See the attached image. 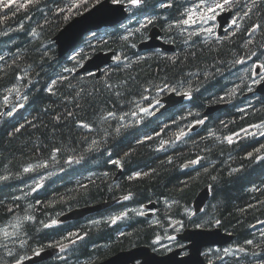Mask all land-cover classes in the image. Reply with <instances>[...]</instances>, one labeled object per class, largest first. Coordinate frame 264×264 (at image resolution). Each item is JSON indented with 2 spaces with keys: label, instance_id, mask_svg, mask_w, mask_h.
Segmentation results:
<instances>
[{
  "label": "trees",
  "instance_id": "1",
  "mask_svg": "<svg viewBox=\"0 0 264 264\" xmlns=\"http://www.w3.org/2000/svg\"><path fill=\"white\" fill-rule=\"evenodd\" d=\"M38 1L25 8L10 7L7 11L0 8L1 15L14 17L6 34H0V48H5L7 54L0 61V223L14 216L20 220L30 216L18 231L26 235V240L21 241L22 248L13 246L4 252L1 249L0 264L12 263L19 255V259H24L23 254L36 249L58 245L69 234L68 229H76L81 221L58 226L48 223L53 216L73 208L127 195L128 200L122 199L108 209L165 202L155 215L174 217L190 208L195 195L206 186L210 190L209 200L203 211L190 221L200 220L205 228L217 224L234 235V251L217 253L215 264H264V149L256 152L264 145V136H260L262 132L256 127L254 138L233 135L264 118V96L249 105L245 104L248 99L243 98L249 88V63L259 60L264 53V0H255L254 4L253 0H240L239 7H230L240 13L239 27L228 29V36L220 41L206 40L199 33L176 31L173 27V20L185 18L181 12L184 13L191 0H181L182 7L174 0H144L141 7L133 9L130 28L100 30L103 35L99 42L87 39L83 41L84 49L77 50L80 60L93 50L116 52L119 60L102 68L99 77L75 74L66 60L57 57L52 42L53 35L71 15L85 11L95 0H47L44 8L36 9ZM168 1L171 8L165 11L161 4ZM71 3L80 6L63 14L62 9H68ZM244 12L248 15L244 16ZM20 16V29H17ZM148 19L154 22L147 24ZM141 24L146 26L140 27ZM152 25H158L168 41L176 45V53L136 50L135 44ZM184 27L192 28L194 22ZM138 28L143 30L137 31ZM132 30L137 32L127 34ZM127 48L128 53L123 52ZM253 52L256 56L251 55ZM130 53H135L136 59ZM239 59L246 62L235 63ZM76 77L79 80L73 81ZM161 80H168L173 86L163 92L189 91L191 100L185 108L186 114L179 117L180 110L172 109L157 121L142 115L129 128H124L126 124L115 127L111 117L118 115L120 105L140 98ZM15 83L19 84L14 86ZM14 88H19L23 102H16ZM216 97L228 102V106L205 116L203 109ZM234 104L246 107L236 112L230 106ZM4 107L8 110L4 111ZM8 113L11 117L4 118ZM166 118L167 125L162 127ZM193 120L203 121L202 131L206 133L241 140L232 145L228 141L216 144L214 133L206 137L188 135V122ZM230 120L235 123L227 124ZM262 122L258 120L255 125ZM181 132L185 135L180 136ZM135 137H141L140 142L133 143ZM125 148L130 151L121 162L119 153ZM193 160L197 163L184 167ZM96 163L99 167L91 170H109V175L82 183L73 166L93 167ZM29 165L39 172L43 165L46 170L56 171L24 208L23 199L16 200L14 197L18 196L14 193L27 178L23 169ZM120 167L124 168L123 173L114 179ZM68 168H72L70 173ZM138 168H142L140 175L125 180L126 174ZM52 182L60 185L58 190ZM177 219L187 220L188 216ZM147 221L140 215L134 217V222L123 216L113 225L109 222L90 225L74 255L102 257L116 248L152 246L157 227ZM107 238H111L109 243ZM249 239H254L252 245L245 243ZM241 248L244 251L236 253Z\"/></svg>",
  "mask_w": 264,
  "mask_h": 264
},
{
  "label": "water",
  "instance_id": "2",
  "mask_svg": "<svg viewBox=\"0 0 264 264\" xmlns=\"http://www.w3.org/2000/svg\"><path fill=\"white\" fill-rule=\"evenodd\" d=\"M126 17V12L124 5L113 4L109 0H102L98 2L90 10L84 12L82 15L76 16L71 21H69L64 28L57 35L55 43L58 45V50L60 52H66L70 49H74L78 44L81 37L88 32L96 31L101 27H110ZM221 28L228 22V19L219 20ZM159 28L154 26L149 30L148 39L143 41L138 45L139 50L151 49V48H162L165 51H173V47L170 45L163 44L157 40L160 35ZM115 55L114 51L108 52H98L93 58L85 63L82 71H90L99 68L104 64H109L113 60ZM99 73V72H98ZM174 95V93H171ZM165 101L167 103L166 107L175 106L180 104L184 99V94L174 95V98ZM213 109L207 108L206 114H211ZM209 190L208 187L202 188L196 195L194 199L195 212L200 211L207 201L209 200ZM116 200L112 202H101L93 204L91 206L76 208L66 212L62 215L63 220L67 218H73L74 215L83 216L95 211L106 208V206H112ZM152 204L148 205L151 207ZM221 228L217 227L212 230H189L187 234L192 236L190 238L191 243H189L185 248L187 249V254L184 256H179L181 249L172 251L169 254L163 256H158L150 252V249L146 246H138L129 250H123L116 253L113 257L105 260L101 264H129L133 260H141L140 264H206L201 250L207 245H223L232 241L233 236L221 233ZM52 250L43 251L38 256H36L32 261L42 260L47 258L52 254ZM54 251V250H53Z\"/></svg>",
  "mask_w": 264,
  "mask_h": 264
},
{
  "label": "bare ground",
  "instance_id": "3",
  "mask_svg": "<svg viewBox=\"0 0 264 264\" xmlns=\"http://www.w3.org/2000/svg\"><path fill=\"white\" fill-rule=\"evenodd\" d=\"M35 1H38V0H35ZM5 3H8L9 4V7L8 8H10V7H18V5H19V3L16 2V1H14V0H0V8L2 7V10H5V11L8 10V8H4L3 7V5ZM75 17H76V15H74V16L71 15L63 23V25L60 27V29L53 35L52 42L54 44L57 57L59 59L66 60V65L69 66L68 68L70 70H72L75 74H82V72H83L82 71V68L85 65H83L81 63V61H80V59L78 57V54L76 52H74L72 49H70V50H68V51H66L64 53L63 52H60L58 50V45L55 43L56 38H57V35L59 34V32L64 28V26L66 25V23H68L69 21H71ZM0 18H1L0 19L1 20V22H0V34H1L3 31L8 30V24L10 23L9 21L12 20V18H14V17L13 16H5V15H1L0 14ZM18 18H19V20H18V22H16V28L17 29H20L21 16L18 17ZM2 27L4 28L3 31H2ZM102 33L103 32H100V31H97V30L96 31H91V32L85 33L81 37V39L78 41V44H79L80 49H84V47H83V41H87V39H90V41H92V42H99L100 39H101V37H102V35H103ZM203 38L206 39V40H210L207 36H204ZM174 53H176V51ZM2 57H3V59H0V61H3L5 56H2ZM1 66H2V63H0V67ZM18 80H20V78H18ZM18 84L19 83H15L14 86H16ZM248 86H249V88L245 92L244 97H243V98L248 99V100H246V103H245L247 105H249L250 103H252L253 101H255L258 97H260V95H257L256 93L253 92V85L251 84L250 80H249ZM19 88H14V97H15V100H16L17 103L23 102V100L20 98V96L18 94ZM10 109H11V107H10ZM7 110H8V107H4V111H7ZM203 110H204L203 114L205 116H207V114L205 113L206 107ZM5 114H6V112H5ZM1 117H2V114H0V118ZM6 117H11V116L8 113L6 116H4V118H6ZM256 129H258L259 131L262 132L264 130V121L259 125V127H256ZM24 168H26V167H24ZM27 168H30L31 170L29 172H25V173H27L26 175H28V176L24 180V182L21 183V186H23V185L25 186L27 183L31 182L32 180H36V179H39V178H41V180L38 181V185L39 186H37V188H35V189L34 188L33 189H29V190H20V189H18V190H16V193H14L15 196H18V197H14L16 200L23 199L22 204H23V207L24 208H26V206L29 204V201L34 196V194L35 193L37 194V192H36L37 189H40L41 188V185L45 182V180L47 178H50L51 179L54 176V173L56 171L54 169L46 170L45 171V174L42 175V172H39L36 169V167H31L29 165ZM23 171H24V169H23ZM117 172L120 173V174L122 173V171L120 172L119 169L117 170ZM49 173H53V176L50 175ZM118 173H117V175H118ZM117 175L115 176L114 179L117 178ZM196 195H195L194 199L196 198ZM194 199L192 201V204H191L190 208H187L185 210V212H186L185 216H188V219L187 220H182V219H174V220H171L170 218H165L163 220H160L159 217H157L155 215V212H153L152 210L150 211V215L149 216H150V218H152L151 220L155 219L153 222H151V224H153V225H155L157 227V237H155L153 240H156L159 237V241L158 242L163 244L162 248L168 254L171 253L175 249L176 242L177 241H182L183 240L181 243H184V244L185 243H188V244L191 243L190 238L192 236H189L187 234V232L189 230H192V229H195V230L208 229V228H205V227H202L201 226V224L199 223L200 220L199 221H196L194 223L190 221V219L192 217L196 216L197 214H199V213H201L203 211L202 210V211L195 212ZM152 202H155V201H151L149 203H146L145 204V207L147 209L150 208V207H148V205H150ZM86 206H82V207H86ZM108 208H110V205L109 206H106V208H104V209H101L99 211H95V212H92V213H89V214H86V215H83V216L74 215L73 218H70L71 219V224L74 223V221H77V220H80L81 222L78 225H76V229H73L72 227L69 228L68 229L70 231L69 234L70 233H75V234L83 237V239H85V234L86 233L84 234V231L87 230L90 225H97V224L99 225L102 222H109L110 225H113L111 223V221H105L106 219H101V220L100 219H97V220H95V221H99V223L85 224V222L87 220L93 219V218H96V217H99L100 215L104 214ZM108 211H111V210L108 209ZM140 215H142V214H140ZM109 218H110V216H109ZM10 219H11V217H10ZM63 219H64L63 216H61V214H58V215L53 216V218L51 219V221L48 224L49 225H53L52 224V221L55 220L56 221V224H54L53 226L65 225L66 222ZM174 225H175V227H174ZM18 231L19 230L17 228V230L15 231V236L18 235ZM69 234L66 235L65 238L62 237L57 242L58 245H54V246H51L50 245V246H48L46 248H43V249H36V250L30 252L29 254H23L24 259H22L21 262L19 260V256H20L19 255V256H17L15 258V260L12 263H9V264H17L18 261H19V264H40V263H46V264H101L105 260L113 257L116 252L123 251V248H116L115 250H112L111 251L112 253L109 252L108 254H106V255H104L102 257L95 258V256H92V257H88V258H81V256H79V255H76V254L74 255V251H75V248L76 247H72V246L75 245L76 243H78V241H82L83 242V239L77 240L75 235H71L70 236ZM168 237H174V239H176V242H174V239H169ZM70 241H75V242L72 243ZM78 244H80V243H78ZM70 247H71L70 253H68L65 256H62L63 254L60 255L61 252L65 251L67 249L69 250ZM135 247H137V246H133L132 248H135ZM167 248H169V250H166ZM51 249H53L54 251L52 250V254L50 256H48L47 258H43L42 260L32 261L41 252L48 251V250H51ZM238 252H241V251H237L236 253H238ZM132 264H135V260L132 261Z\"/></svg>",
  "mask_w": 264,
  "mask_h": 264
},
{
  "label": "rangeland",
  "instance_id": "4",
  "mask_svg": "<svg viewBox=\"0 0 264 264\" xmlns=\"http://www.w3.org/2000/svg\"><path fill=\"white\" fill-rule=\"evenodd\" d=\"M47 0H40V1H38L37 2V5H36V9H41V8H44V6H45V3H48V2H46ZM77 1H80V0H77ZM19 4L20 3H27V0H23V1H21V2H18ZM29 4H27V6H28ZM61 8H59V10H60ZM62 12H63V14H66V13H69L70 11H68V9H62ZM178 12H179V9H178ZM57 13V12H56ZM204 14V13H203ZM166 15V14H165ZM207 15L208 16H211L212 14L211 13H207ZM211 21L212 20H210V19H206L205 20V26L208 28V29H212V25H211ZM0 22H1V20H0ZM172 25H173V27L176 29V31L177 30H182V28H181V26L180 25H178L177 23H176V21H174L173 20V22H172ZM8 30H5V31H3V34H6L5 32H7ZM170 31V30H169ZM175 33V32H174ZM173 33V34H174ZM201 36H205V35H201ZM138 49V48H137ZM128 48L126 49V50H123V52H125V53H128ZM139 50V49H138ZM10 50H8L7 52H9ZM5 49H1L0 48V54L2 53V56H5L6 57V55L7 54H5ZM122 54H123V52L122 51H120ZM139 52V51H138ZM131 54V58H133V59H136L135 58V53H130ZM136 54H137V52H136ZM128 55V54H127ZM138 55V54H137ZM1 56V55H0ZM116 56H117V54H116ZM126 56V55H125ZM242 78V80H244V78H245V76H242L241 77ZM75 80H79L77 77H76V79H74L73 81H75ZM102 81H104L105 79H101ZM67 84V83H66ZM165 85H168V87H173L169 82H168V80L167 81H165V80H161L158 84H155V85H153V87H151V88H149L147 91H146V93H144L143 95H141V97L140 98H138V99H132V101L129 103V104H121L120 105V107H119V111H118V115L116 114V116H114V115H112V119H113V122L115 123V127H119V126H122V125H124V124H126V126L124 127V128H129V126H131L132 125V123L135 121V120H137V118H139V117H141L142 115H143V111H141V109H147V111L148 110H152V108L155 106V104H156V102H154V97H156L158 94H160V93H162L163 91L162 90H164L166 87H165ZM133 113H135V115H133ZM183 114H186V111L185 110H180V113H179V117H183L182 115ZM111 116V115H110ZM117 116L119 117V118H117ZM230 121H232V120H230ZM233 123H235L234 121H232L231 123H227V124H233ZM131 124V125H130ZM128 125V126H127ZM206 132H204V131H202V129L200 128V130H199V135H202V136H204V137H206V136H209L210 135V133H214V132H207L206 134H205ZM215 134V133H214ZM216 135V134H215ZM242 136V138H248V136H244V135H241ZM215 139H216V141H215V143L216 144H218L219 142H221V141H224V142H227V139L224 137V138H220L218 135H216L215 137H214ZM140 139H141V137H135V138H133V143H138V141L140 142ZM233 139V143L232 144H234V143H237V142H239L240 140H241V138H232ZM231 144V145H232ZM87 146H89V145H87ZM85 147V148H88V147ZM129 151H130V149L128 150V148H125V149H122V151H120V153H119V159H120V161L122 162L123 161V158L124 157H126L128 154H129ZM105 152L106 153H108V157H111L110 156V153H109V151H108V149H106L105 150ZM104 152V153H105ZM246 156V155H245ZM125 159V158H124ZM120 162V163H121ZM158 163H160V162H158ZM157 163V164H158ZM73 167H75V168H77V169H75L74 170V172H79V176H80V181L82 182V183H85L87 180H89L90 178H94V179H96L97 177H103V176H108L109 175V170H106L105 172H103V169H100L99 170V168L97 169V170H91L90 168H97V167H99V163H96V165L95 166H93V167H90V166H88V165H86V166H84V167H82V168H80L81 166H73ZM135 168V167H134ZM134 168H132V169H134ZM83 169H85V170H83ZM142 168H138V169H136V170H132V171H130V174H126L125 175V180H127L128 178H129V176H134V175H136V174H138L139 173V171L141 170ZM45 170H46V168L44 167V165L42 166V175H44L45 174ZM68 171H69V173H70V171H72V168H68L67 169ZM123 170H124V168L123 167H120V172L122 171V173H123ZM149 172H152V170H149ZM50 175H52L53 176V173H49ZM121 176V174L120 173H118V175H117V178H119ZM41 180V178H39V179H36V180H32L31 182H29V183H27L25 186L23 185V186H21L19 189L20 190H29V189H35V188H37V185H38V181H40ZM37 181V182H36ZM128 181V180H127ZM34 182V183H33ZM114 182V181H113ZM52 186H54V189L55 188H57V190H58V186H60L59 184L58 185H56V182L54 183V182H52ZM250 191H252V189H250ZM165 202H160V204H158L157 203V205H156V210L157 209H161V208H163V206L165 205L164 204ZM145 205V204H144ZM123 209H125V207L123 208ZM145 209V210H144ZM149 210V211H148ZM150 211H151V208H143V210L141 209L140 210V212L138 213V215H136L135 213H134V211L132 212H130V214H129V216H128V220H130L131 222H134V217H139V215L140 214H142V215H140V216H143L145 219H147L148 220V222H153L155 219H153V220H151L152 218H150ZM110 213V211H106L104 214H102V215H100L99 217H96V218H93V219H89V220H87L86 222H85V224H91V223H93L95 220H97V219H106L105 221H108V220H110V218L111 217H113V216H117V215H111V214H109ZM186 214V212H185V210H182L181 211V213L180 214H178V216H174V217H172V216H170V215H166V214H164V215H161V216H159V219L160 220H163V219H165L166 217H170V219L171 220H174V219H177V218H179V217H181L182 215H185ZM110 216V218H109V216ZM105 217V218H104ZM28 218H30V216L29 217H27V219H23V220H20L19 218H17L16 216H14V218H12V219H9L7 222H5V221H3V222H1L0 223V235L2 236V237H0V250L2 249V252H4V251H7L10 247L12 248L13 246H17V248L16 249H19V248H22V246H21V241H23V240H26V235L25 236H23V234L22 233H18V235L17 236H15V231L17 230V228H18V230H20V224L22 223V222H27L28 221ZM150 219V220H149ZM200 223V222H199ZM174 227H175V225H174ZM256 230H258V229H256ZM250 231H251V228H250ZM176 232V231H175ZM12 233H14V234H12ZM116 233V232H115ZM251 233H253L252 231H251ZM252 235H254V234H252ZM22 237H24V239H22ZM249 240H254V239H249ZM111 241V238H107V240H106V242H110ZM7 243V245H5ZM158 243L159 242H157V239L156 240H153L152 241V243H151V245L153 246V247H158V246H161L162 244H160V245H158ZM4 245V246H3ZM231 247V244H229V246H226V248H230ZM166 250H169V248H167ZM9 251H10V249H9ZM70 251H71V247L69 248V250L67 249V250H65V251H63V252H61V254L60 255H62V256H65V255H67L68 253H70ZM6 254H8V253H6ZM20 260V262L22 261V258H20L19 259Z\"/></svg>",
  "mask_w": 264,
  "mask_h": 264
},
{
  "label": "snow or ice",
  "instance_id": "5",
  "mask_svg": "<svg viewBox=\"0 0 264 264\" xmlns=\"http://www.w3.org/2000/svg\"><path fill=\"white\" fill-rule=\"evenodd\" d=\"M35 0H27V3H20L18 5V8H25L27 6V4H31V3H34ZM128 4L133 7V8H139L142 6L144 0H127ZM255 0H253V4H254ZM112 3L113 4H119L121 3V0H112ZM240 5V0H200V3L197 4L195 6V10L193 9H185V12L182 13V15H185L186 18L184 19H180L178 21H176V23L178 25H189L190 23H193L194 22V16L196 15V10H200V9H206V12L204 14V17L203 18H206V19H210V20H215L216 19V13H217V10H220V11H224L226 7H232V6H237L239 7ZM79 4L78 3H71V5L68 7V11H72L73 9H76V8H79ZM4 8H8L9 7V4L8 3H5L3 5ZM161 7H171V5H165V4H161ZM245 7H247V5H245ZM207 13H212L211 16H208ZM244 16H247L248 13L247 12H244L243 14ZM243 17H241L242 19ZM153 21L151 19H148L147 20V24H151ZM232 25L236 26V27H239V24H237V20H236V17H233L232 19ZM146 25L145 24H141L140 27H145ZM258 27V26H257ZM137 31H139V29H137ZM209 32L212 31V29H208ZM195 34V33H193ZM248 43H251V41H249ZM247 46V45H245ZM252 56H256V53L253 52L251 54ZM251 57H249L250 59ZM0 59H3V57H0ZM117 60H119V57L116 58ZM245 61L244 60H237L235 61V63H238V64H241V63H244ZM254 68L257 69V72H256V75H259L260 76V80H264V75H261L260 72H259V69L260 68H264V64H261V65H253ZM67 71V69H66ZM255 83H259V81H254ZM55 83V82H53ZM165 87H168V85H165ZM185 96H188L189 94L188 93H184ZM141 111L143 112H147V109H141ZM9 115H11V113H9ZM109 115H112L111 113H109ZM133 115H135V113H133ZM199 123H203V121H199ZM83 127H88L87 125H82ZM251 127H259V125H251ZM17 131H19V129H17ZM242 132H245L246 134L248 135H254V133H248L247 129H241ZM185 135V133L181 132L180 133V136H183ZM234 136H237L239 137V133H234L233 134ZM261 136H264V132L260 133ZM180 137L178 136L177 139H179ZM227 141L229 144L233 143V139L231 136L229 137H226ZM261 149H264V145H261L260 148L256 149V152H259ZM249 156H252V153H249L248 154ZM256 159H260L259 156L256 157ZM191 163H197L196 160H193L191 161ZM31 169L30 168H24V172H29ZM140 175L139 173L137 174V176ZM131 179V177H130ZM39 186V185H37ZM124 200H128L129 199V196H124L123 197ZM126 213H120L119 215L117 216H113L110 218V221L112 224H115L118 220H120L123 216H125ZM30 219V218H28ZM93 223H99V221H95ZM216 223H219V221H216ZM52 224H56V221L53 220L52 221ZM45 227H49V225H45ZM70 236L71 235H75L76 236V239L77 240H80V239H83V237L75 234V233H70L69 234ZM262 235H264V233H262ZM169 239H174V237H168ZM159 241V237L157 238V242ZM72 243H74L75 241H70ZM246 244L248 245H252L253 244V240H246L245 241ZM225 252H228V249H225L224 250ZM240 251H244L243 248L240 249ZM11 254V253H10ZM17 264H19V261L17 262Z\"/></svg>",
  "mask_w": 264,
  "mask_h": 264
},
{
  "label": "flooded vegetation",
  "instance_id": "6",
  "mask_svg": "<svg viewBox=\"0 0 264 264\" xmlns=\"http://www.w3.org/2000/svg\"><path fill=\"white\" fill-rule=\"evenodd\" d=\"M81 241H78V243H80ZM174 242H176V239H174ZM78 243H76L75 245H73L72 247H77V245H79ZM176 248H184V246H185V244L184 243H181V241H177L176 242ZM75 249H77V248H75ZM208 251L209 250H206L205 251V256H206V258L208 259V260H210L211 259V255H210V253H208ZM112 253V252H111ZM114 253V252H113ZM186 253V250L184 249V250H182L181 251V254H185ZM76 255H78V253H76ZM95 256V258H98V257H100V256H96V255H94ZM139 261L138 260H136L135 261V264L136 263H138Z\"/></svg>",
  "mask_w": 264,
  "mask_h": 264
}]
</instances>
